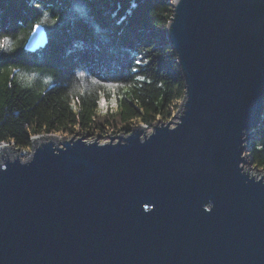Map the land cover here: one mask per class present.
I'll return each instance as SVG.
<instances>
[{
    "label": "water",
    "instance_id": "water-1",
    "mask_svg": "<svg viewBox=\"0 0 264 264\" xmlns=\"http://www.w3.org/2000/svg\"><path fill=\"white\" fill-rule=\"evenodd\" d=\"M170 4L173 119L105 142L37 135L25 159L0 143V264H264V170L243 155L264 110V0ZM47 42L35 24L25 49Z\"/></svg>",
    "mask_w": 264,
    "mask_h": 264
},
{
    "label": "trees",
    "instance_id": "trees-1",
    "mask_svg": "<svg viewBox=\"0 0 264 264\" xmlns=\"http://www.w3.org/2000/svg\"><path fill=\"white\" fill-rule=\"evenodd\" d=\"M171 14L170 0H0V143L28 149L41 134L125 132L170 119L184 96L166 37ZM35 24L48 42L29 51ZM101 93L114 110L101 113ZM261 117L247 151L264 169Z\"/></svg>",
    "mask_w": 264,
    "mask_h": 264
},
{
    "label": "rangeland",
    "instance_id": "rangeland-1",
    "mask_svg": "<svg viewBox=\"0 0 264 264\" xmlns=\"http://www.w3.org/2000/svg\"><path fill=\"white\" fill-rule=\"evenodd\" d=\"M102 100V99H101ZM103 100H105V99H103ZM114 108V106H113V103H106V105L105 104H102L101 102H100V105H99V109H100V111H101V113H103L105 110H114L113 109ZM177 111V110H176ZM176 111L172 114V116L176 113ZM170 117L171 119H173V117ZM109 124V123H108ZM114 126L116 127V125H115V123H114ZM146 127H145V131H144V133L145 134H148V133H150L151 132V130H152V125H145ZM111 129H113V128H111V126L110 125H107V128H105V130L106 131H110ZM255 130V129H254ZM94 134H87L85 137H86V139L87 140H91V139H94L95 138V136H97L96 135V133L97 132H93ZM117 133H122V134H124V132H106V133H98L99 134V136L97 137V140H98V142H105V141H109L110 140V138L109 137H107V136H104V134H112V135H116ZM253 133H254V131H253ZM252 133V134H253ZM81 134L82 133H76L75 134V136H81ZM41 135H43V134H41ZM48 135V134H47ZM52 135H56V136H58V137H61V136H65V138H70L71 136H69V135H63V134H52ZM142 136H143V133H142ZM252 136V135H251ZM116 139H117V137L115 136V137H113V141H116ZM246 143V147H245V150L243 151V155H244V158H245V151H246V153H247V155H246V158H247V163H248V170H251L252 171V174L254 175V174H256V176H259L260 175V172L259 171H256V168L257 169H259V170H264V169H262V168H258V167H256L255 165H253V163L251 162V160L249 159V156H248V151H247V143H248V141H246L245 142ZM26 152L25 153H23V154H20V158L21 159H25L29 154H31V152H32V150H31V147H29L28 149H24ZM242 165H243V167L244 168H246V163H243L242 162ZM256 167V168H255Z\"/></svg>",
    "mask_w": 264,
    "mask_h": 264
},
{
    "label": "snow or ice",
    "instance_id": "snow-or-ice-1",
    "mask_svg": "<svg viewBox=\"0 0 264 264\" xmlns=\"http://www.w3.org/2000/svg\"><path fill=\"white\" fill-rule=\"evenodd\" d=\"M5 40H7V38H5ZM81 76L84 75L83 72L80 73ZM142 79V78H141ZM104 87L108 88L109 90H115V89H120L122 87H124L122 84H120L119 82H107V83H104V82H100ZM103 93H101V97H102V100H101V103L102 104H105L107 103L106 100H103ZM115 99V98H114ZM113 106H115V103H113Z\"/></svg>",
    "mask_w": 264,
    "mask_h": 264
},
{
    "label": "clouds",
    "instance_id": "clouds-1",
    "mask_svg": "<svg viewBox=\"0 0 264 264\" xmlns=\"http://www.w3.org/2000/svg\"><path fill=\"white\" fill-rule=\"evenodd\" d=\"M46 44H47V43H46ZM46 44H45V45H46ZM45 45H44V46H45ZM125 132H127V131H125ZM33 137H34V136H33Z\"/></svg>",
    "mask_w": 264,
    "mask_h": 264
}]
</instances>
